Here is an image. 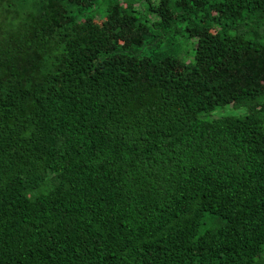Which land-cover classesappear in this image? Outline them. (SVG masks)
<instances>
[{"label": "trees", "instance_id": "trees-1", "mask_svg": "<svg viewBox=\"0 0 264 264\" xmlns=\"http://www.w3.org/2000/svg\"><path fill=\"white\" fill-rule=\"evenodd\" d=\"M263 255L264 0H0V264Z\"/></svg>", "mask_w": 264, "mask_h": 264}, {"label": "rangeland", "instance_id": "rangeland-1", "mask_svg": "<svg viewBox=\"0 0 264 264\" xmlns=\"http://www.w3.org/2000/svg\"><path fill=\"white\" fill-rule=\"evenodd\" d=\"M154 33H156V31ZM161 41L162 43L159 46L161 50L171 52L176 57L182 60H185V61L186 59H192L193 40L190 41L191 43H188L187 39L185 38V34L182 31H179L178 33L162 34ZM133 50L137 51L139 54L148 53L147 46L144 48H140V49L135 47L133 48ZM244 113H245L244 108H231L229 106H219V107H216L214 110H212L209 114H206L205 117L209 118L210 116H220V115H241ZM43 190L44 189L42 187L36 190H32L31 192H28L27 194L29 196H34L36 194L43 192ZM263 259H264V255H263Z\"/></svg>", "mask_w": 264, "mask_h": 264}]
</instances>
